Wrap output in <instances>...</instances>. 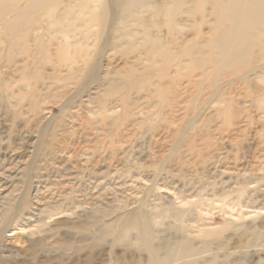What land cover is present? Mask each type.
<instances>
[{
  "label": "rangeland",
  "instance_id": "1",
  "mask_svg": "<svg viewBox=\"0 0 264 264\" xmlns=\"http://www.w3.org/2000/svg\"><path fill=\"white\" fill-rule=\"evenodd\" d=\"M204 1L0 30V264H264V15L221 66Z\"/></svg>",
  "mask_w": 264,
  "mask_h": 264
},
{
  "label": "bare ground",
  "instance_id": "2",
  "mask_svg": "<svg viewBox=\"0 0 264 264\" xmlns=\"http://www.w3.org/2000/svg\"><path fill=\"white\" fill-rule=\"evenodd\" d=\"M49 1L0 0V26H2L0 30L7 31L9 34V31L15 25L29 22L35 12L43 8ZM140 1L144 2L145 0ZM140 1L125 0L124 9L131 11ZM201 1L205 3L204 0ZM211 2L213 7L211 13L215 23L211 28V38L210 40L208 39L209 48L213 52H211L209 61L221 66L239 62L245 57L242 53H236L239 44L249 43L252 45L257 43L258 37H254L256 40H253L248 34L260 25V18L264 15V0H211ZM49 15H52V12ZM8 16H11L9 20L7 19ZM258 29L261 32L260 35L263 36V26L261 25ZM9 167L5 169L9 174L7 176L2 175L0 178L4 184L9 183L13 179L10 177V172L14 167ZM41 197H38L39 204L46 199L44 196ZM36 203L38 204V202Z\"/></svg>",
  "mask_w": 264,
  "mask_h": 264
}]
</instances>
